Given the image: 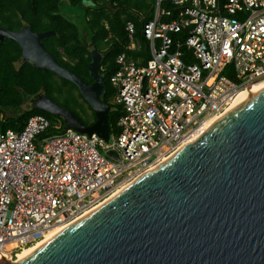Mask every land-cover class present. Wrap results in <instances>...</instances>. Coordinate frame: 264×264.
Here are the masks:
<instances>
[{
  "label": "built area",
  "instance_id": "2783aa9c",
  "mask_svg": "<svg viewBox=\"0 0 264 264\" xmlns=\"http://www.w3.org/2000/svg\"><path fill=\"white\" fill-rule=\"evenodd\" d=\"M153 8L143 25L147 55L115 58L111 104L121 114L110 141L50 132L59 124L41 114L0 132V257L16 258L98 206L264 79V0H155ZM125 30L124 50L139 51L133 24Z\"/></svg>",
  "mask_w": 264,
  "mask_h": 264
},
{
  "label": "water",
  "instance_id": "95a60500",
  "mask_svg": "<svg viewBox=\"0 0 264 264\" xmlns=\"http://www.w3.org/2000/svg\"><path fill=\"white\" fill-rule=\"evenodd\" d=\"M54 34L0 27V42L14 40L19 62L73 83L95 118L85 125L46 95L35 108L61 117L66 129L110 141L102 55L90 50L89 83L46 50L42 40ZM0 264H264V87L96 210Z\"/></svg>",
  "mask_w": 264,
  "mask_h": 264
},
{
  "label": "trees",
  "instance_id": "16d2710c",
  "mask_svg": "<svg viewBox=\"0 0 264 264\" xmlns=\"http://www.w3.org/2000/svg\"><path fill=\"white\" fill-rule=\"evenodd\" d=\"M85 0H0V27L18 30L30 27L34 32L55 31L42 40V44L62 66L70 69L87 82H92L88 70L91 60L90 50L96 49L102 60L99 73L105 84L102 100L109 104L108 97L113 93L110 77L117 68L116 56L124 51L128 42L125 27L128 22L134 25L135 37L140 50L131 56L147 55L143 25L152 19L155 0H87L83 8V24L68 19L63 14L67 6H82ZM224 2V0H219ZM166 6V5H165ZM168 18L163 17L162 20ZM185 37V33L179 34ZM20 47L9 38L0 42V132L6 129L20 131L29 116L41 114L47 117L51 126L59 124L64 129L61 117L35 108L34 101L46 95L58 105L71 110L85 125L94 121V113L83 100L76 86L58 77L49 70L36 68L31 62H19ZM225 74L228 73L225 71ZM26 108L22 106L26 100ZM108 115L110 134L115 135L119 128L117 121L120 108L111 105Z\"/></svg>",
  "mask_w": 264,
  "mask_h": 264
},
{
  "label": "bare ground",
  "instance_id": "6f19581e",
  "mask_svg": "<svg viewBox=\"0 0 264 264\" xmlns=\"http://www.w3.org/2000/svg\"><path fill=\"white\" fill-rule=\"evenodd\" d=\"M131 23V22H130ZM134 26V25H133ZM136 42L139 43V40L137 38H135ZM147 43V41H146ZM140 44V43H139ZM135 52V51H133ZM131 52H127V51H123L119 54H125L127 58H131ZM118 56V55H117ZM116 56V57H117ZM133 58V57H132ZM264 87V79L252 84L251 86H249L248 88L246 89H243L241 91L238 92V94L235 96V98L231 101V103L228 105V107L226 108V110L216 116V117H213V118H210L207 123L205 124V127L203 128V132L209 127L211 126L216 120H218L223 114H225L228 110H230L232 107H234L236 104H238L241 100H243L245 97H247L249 94H252L258 90H260L261 88ZM113 93H114V90H113ZM103 95V94H102ZM113 94L111 93L108 97V101H109V104L110 105V108L111 107V99L112 98ZM25 125V124H24ZM24 127V126H23ZM119 132V130H118ZM117 132V133H118ZM97 135V134H96ZM111 135L110 134V138H111ZM199 136V135H198ZM198 136H193L191 139H189L187 142L183 143L173 154H171L169 157L165 158L162 162H160L159 164H157L156 166H153L151 168H149L148 170H146V172H150L152 170H155L156 168H158L161 164L165 163L167 160H169L170 158H172L177 152H179L184 146H186L187 144H189L191 141H193L196 137ZM107 156L111 157V155H108L106 153ZM146 172L142 173L140 176H142L143 174H145ZM140 176L136 177L134 180L130 181L128 184L122 186L121 188H119L117 191H115L111 197L105 199L102 203H100L98 206L94 207L93 209L85 212L84 214H82L80 217H78L76 220H74L71 224H73L75 221L77 220H80L81 218L87 216L88 214H90L92 211L96 210L98 207H100L102 204H104L105 202H107L110 198H112L113 196H116L118 195L122 190H124V188H126V186H129L131 185L133 182H135V180H137ZM71 224H68V225H65V226H59L55 229H52L50 230L48 233H46L45 237L41 240V241H38L36 244H33L31 246H27V247H24L22 250L18 251L17 252V255H16V258L14 259H9V258H4V257H0V261L2 260H18L20 259L21 257H23L24 255H26L28 252H30L32 249L36 248L37 246H39L40 244H42L43 242L47 241L48 239H50L51 237L57 235L58 233L62 232L63 230H65V228Z\"/></svg>",
  "mask_w": 264,
  "mask_h": 264
},
{
  "label": "rangeland",
  "instance_id": "374dc122",
  "mask_svg": "<svg viewBox=\"0 0 264 264\" xmlns=\"http://www.w3.org/2000/svg\"><path fill=\"white\" fill-rule=\"evenodd\" d=\"M88 5V1L85 0L82 6H67L66 8L63 9V14L65 17L68 19L76 22L79 26H82L83 24V8ZM30 99L26 100L22 106V109L26 108L27 105L29 104Z\"/></svg>",
  "mask_w": 264,
  "mask_h": 264
}]
</instances>
